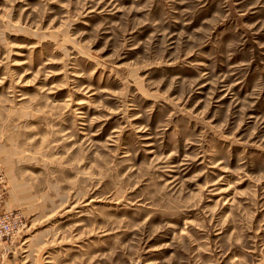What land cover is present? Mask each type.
<instances>
[{
	"label": "rangeland",
	"instance_id": "obj_1",
	"mask_svg": "<svg viewBox=\"0 0 264 264\" xmlns=\"http://www.w3.org/2000/svg\"><path fill=\"white\" fill-rule=\"evenodd\" d=\"M0 168L4 264H264V0H0Z\"/></svg>",
	"mask_w": 264,
	"mask_h": 264
},
{
	"label": "built area",
	"instance_id": "obj_2",
	"mask_svg": "<svg viewBox=\"0 0 264 264\" xmlns=\"http://www.w3.org/2000/svg\"><path fill=\"white\" fill-rule=\"evenodd\" d=\"M4 180L3 172L0 168V206L5 204V193L2 188ZM23 220L16 210L6 209L0 212V245L6 241H12L21 231Z\"/></svg>",
	"mask_w": 264,
	"mask_h": 264
},
{
	"label": "crops",
	"instance_id": "obj_3",
	"mask_svg": "<svg viewBox=\"0 0 264 264\" xmlns=\"http://www.w3.org/2000/svg\"><path fill=\"white\" fill-rule=\"evenodd\" d=\"M5 187V186H4ZM2 188H3V185H2ZM11 208V205L10 203L7 201L5 204L1 205L0 206V212H3L5 211L6 209H10ZM5 253H4V250L2 248V246H0V264H4V261H5Z\"/></svg>",
	"mask_w": 264,
	"mask_h": 264
}]
</instances>
